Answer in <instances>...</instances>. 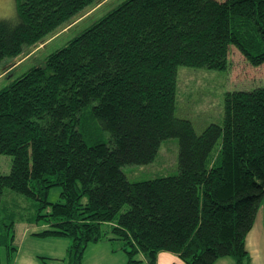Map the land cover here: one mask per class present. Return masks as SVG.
<instances>
[{"label": "trees", "instance_id": "16d2710c", "mask_svg": "<svg viewBox=\"0 0 264 264\" xmlns=\"http://www.w3.org/2000/svg\"><path fill=\"white\" fill-rule=\"evenodd\" d=\"M98 1L16 0V19L0 18V69ZM232 47L264 63V0H123L4 86L0 154L12 167L0 174V263L2 248L7 264L18 250L22 218L1 207L11 190L39 202L35 220L49 228L35 236L71 239L72 264L104 238L123 242L125 264H157L161 252L185 264H251L246 239L264 200V87L227 92L223 123L201 133L176 115L179 68L226 70ZM171 138L177 175L127 177L124 167L152 163ZM54 187L61 200L51 203Z\"/></svg>", "mask_w": 264, "mask_h": 264}, {"label": "rangeland", "instance_id": "374dc122", "mask_svg": "<svg viewBox=\"0 0 264 264\" xmlns=\"http://www.w3.org/2000/svg\"><path fill=\"white\" fill-rule=\"evenodd\" d=\"M122 1L99 0L75 19L71 26L76 24V27L70 29L71 26L64 25L37 45L28 48L20 57L4 64L0 69V90L30 68L42 65L50 53L63 47ZM16 17V0H0V18L15 20ZM229 59L226 70L184 66L179 68L176 115L191 120L198 133L212 123H223L227 92L251 91L264 87V63L260 66L249 64L235 47H232ZM13 65L17 67L8 77L11 72L8 73L7 70ZM178 156L179 141L171 138L162 142L155 161L147 165L126 166L123 171L133 182L174 176L179 173ZM11 167L12 157L0 154V174H9ZM61 190L60 187L52 188L48 201L54 203L61 200ZM1 207L15 208L17 216L22 218L15 227V245L18 250L13 255L12 264H72L67 256L70 238L35 236V233L49 228L43 220H35L40 213L38 201L6 190ZM103 230L107 232L109 226L105 225ZM108 235L112 237L111 234ZM246 242L251 264H264V200ZM122 248V241L111 242L107 238L91 243L85 251L83 264H125L127 255ZM1 252L0 264H7V250L2 248Z\"/></svg>", "mask_w": 264, "mask_h": 264}, {"label": "crops", "instance_id": "0c3cea01", "mask_svg": "<svg viewBox=\"0 0 264 264\" xmlns=\"http://www.w3.org/2000/svg\"><path fill=\"white\" fill-rule=\"evenodd\" d=\"M230 259V258H229ZM222 260L216 262V264H235L232 260ZM157 264H185L178 256L169 253V252H161L158 255Z\"/></svg>", "mask_w": 264, "mask_h": 264}]
</instances>
